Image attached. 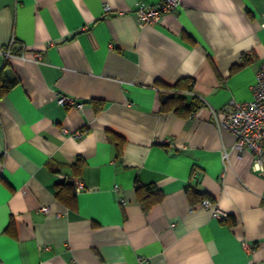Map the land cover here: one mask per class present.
I'll list each match as a JSON object with an SVG mask.
<instances>
[{
	"label": "crops",
	"instance_id": "1",
	"mask_svg": "<svg viewBox=\"0 0 264 264\" xmlns=\"http://www.w3.org/2000/svg\"><path fill=\"white\" fill-rule=\"evenodd\" d=\"M159 2L0 0V48L24 50L0 61V264H264V176L219 126L252 99L264 0H179L139 25ZM180 80L200 107L162 113L156 82Z\"/></svg>",
	"mask_w": 264,
	"mask_h": 264
},
{
	"label": "built area",
	"instance_id": "2",
	"mask_svg": "<svg viewBox=\"0 0 264 264\" xmlns=\"http://www.w3.org/2000/svg\"><path fill=\"white\" fill-rule=\"evenodd\" d=\"M179 0H160L156 6L139 7L134 11L139 25L157 23L164 13L174 10L178 5ZM105 10L108 8L105 6ZM20 46L15 39L0 48V61L5 64L9 62L15 55L14 52H22ZM22 56V53L20 54ZM39 59V54L36 56ZM252 99L247 102L229 101L220 111L223 116V121L219 124L220 127L227 128L234 137L233 148L236 152L242 153L248 151L252 155L251 170L264 176V58H262L256 74L255 82L251 87ZM57 103L61 106H75L78 109L81 104H74V100L59 96ZM80 136V133H76ZM195 169L192 170L190 180L195 178ZM72 185L75 191L84 189L81 181L74 179ZM199 207L208 209L212 207V202L209 199H203L199 202ZM40 211L46 212L47 208H40ZM211 217L216 220H222L225 214L218 209H212ZM244 250H251L252 246L245 242L241 243ZM139 264H150L145 259H139Z\"/></svg>",
	"mask_w": 264,
	"mask_h": 264
},
{
	"label": "trees",
	"instance_id": "3",
	"mask_svg": "<svg viewBox=\"0 0 264 264\" xmlns=\"http://www.w3.org/2000/svg\"><path fill=\"white\" fill-rule=\"evenodd\" d=\"M14 84L15 82L9 81H4L0 83V95H3L5 92L9 91L14 86ZM156 84L159 88L158 98L160 102V111L162 113L173 112L179 116L186 117L190 115L194 111V109L200 107V103L198 100H196L194 97L188 99L184 94L185 91H189L191 89V84L190 82L188 83L187 80H180L172 85L162 82H156ZM150 189L151 188H145L146 191H149ZM141 190L142 186L136 185L135 192L139 193L141 192ZM184 192L191 205L199 203L203 199H209L207 193L198 190L193 185L186 186L184 188ZM153 194L155 195V200L161 198V194L159 191H155L153 192ZM138 200L143 211H147L149 206L152 204V201H154L151 200L149 196L142 195L138 196ZM226 222L234 223V219L232 217H228Z\"/></svg>",
	"mask_w": 264,
	"mask_h": 264
}]
</instances>
